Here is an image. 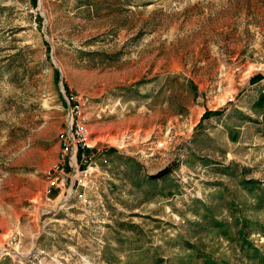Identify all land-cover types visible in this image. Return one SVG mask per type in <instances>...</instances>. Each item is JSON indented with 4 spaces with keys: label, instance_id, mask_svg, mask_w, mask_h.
I'll return each instance as SVG.
<instances>
[{
    "label": "rangeland",
    "instance_id": "374dc122",
    "mask_svg": "<svg viewBox=\"0 0 264 264\" xmlns=\"http://www.w3.org/2000/svg\"><path fill=\"white\" fill-rule=\"evenodd\" d=\"M0 264H264V0H0Z\"/></svg>",
    "mask_w": 264,
    "mask_h": 264
},
{
    "label": "built area",
    "instance_id": "2783aa9c",
    "mask_svg": "<svg viewBox=\"0 0 264 264\" xmlns=\"http://www.w3.org/2000/svg\"><path fill=\"white\" fill-rule=\"evenodd\" d=\"M67 102V126L60 133L58 160L45 172V193L48 196L55 190L63 191L70 186L72 188L86 186L93 158L101 153L99 149L96 150L90 145L89 98L71 93L67 97ZM78 196L83 198L85 193L80 190Z\"/></svg>",
    "mask_w": 264,
    "mask_h": 264
}]
</instances>
